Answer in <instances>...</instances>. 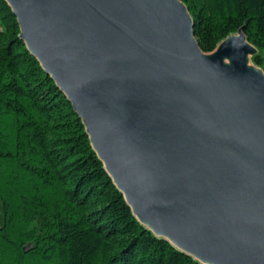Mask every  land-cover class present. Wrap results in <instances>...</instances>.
<instances>
[{
	"label": "water",
	"instance_id": "1",
	"mask_svg": "<svg viewBox=\"0 0 264 264\" xmlns=\"http://www.w3.org/2000/svg\"><path fill=\"white\" fill-rule=\"evenodd\" d=\"M6 1L137 219L203 264H264V75L244 33L207 55L180 0Z\"/></svg>",
	"mask_w": 264,
	"mask_h": 264
},
{
	"label": "trees",
	"instance_id": "2",
	"mask_svg": "<svg viewBox=\"0 0 264 264\" xmlns=\"http://www.w3.org/2000/svg\"><path fill=\"white\" fill-rule=\"evenodd\" d=\"M204 53L241 30L264 71V0H180ZM0 0V264H203L134 215L82 119Z\"/></svg>",
	"mask_w": 264,
	"mask_h": 264
},
{
	"label": "rangeland",
	"instance_id": "3",
	"mask_svg": "<svg viewBox=\"0 0 264 264\" xmlns=\"http://www.w3.org/2000/svg\"><path fill=\"white\" fill-rule=\"evenodd\" d=\"M234 35H235V34H234ZM225 40H226V39H225ZM225 40H223V41L217 46V48H216L214 51H212V52H210V53H206V54H207V55H211V54H213V53L219 48V46H220ZM254 52H255V50H254ZM254 52L251 53V55L249 56V63H248V64L251 66V68H255V69L258 70L260 73H262V75H264V71H263L259 66H257L256 64H254L253 61H252L251 56L254 54ZM3 220H4V215H3V209H2V205H1V201H0V224L3 223Z\"/></svg>",
	"mask_w": 264,
	"mask_h": 264
},
{
	"label": "bare ground",
	"instance_id": "4",
	"mask_svg": "<svg viewBox=\"0 0 264 264\" xmlns=\"http://www.w3.org/2000/svg\"><path fill=\"white\" fill-rule=\"evenodd\" d=\"M215 52H218V49ZM224 61H225V63L229 64V60L228 59H225ZM245 62H246V65L251 68V66L248 64L249 63V56L245 57ZM252 69H255V68H252ZM255 71H258V70L255 69Z\"/></svg>",
	"mask_w": 264,
	"mask_h": 264
}]
</instances>
